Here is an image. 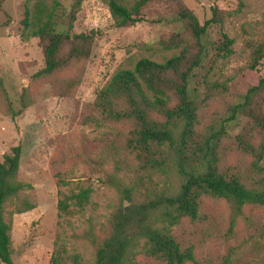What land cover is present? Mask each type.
<instances>
[{
	"label": "trees",
	"instance_id": "obj_1",
	"mask_svg": "<svg viewBox=\"0 0 264 264\" xmlns=\"http://www.w3.org/2000/svg\"><path fill=\"white\" fill-rule=\"evenodd\" d=\"M101 1L114 27L125 28L143 21L145 6L156 0ZM158 1L168 3L173 11L155 22L180 24L171 36L159 39L171 55L161 60L126 59L90 104L89 118L101 130L94 138L99 153L92 161L100 166L110 163V170L103 169L104 182L119 197L93 264H141L136 260L139 255L165 264L192 261L191 248H182L171 231L183 218H198L203 195L230 202L236 212L245 204L264 208V110L254 105L255 97L264 91V78L230 110V118L246 119V128L233 138L229 149L222 143V125L199 130L198 111L212 89L210 69L219 56L231 52L232 39L223 33L214 39L209 29L214 20L200 24L181 0ZM82 2L71 0L65 6L61 0H23L20 38H36L42 53L43 66L34 78H49L89 57L96 32H72ZM252 47L249 69L264 59V37ZM66 79L59 86L63 96L76 83L73 77ZM21 104L22 109L27 106ZM230 149L250 156V164L242 170L225 165ZM20 157L21 146L16 145L0 158V264H16L6 208L10 206L12 213L34 208L21 196L31 186L17 177ZM72 182L58 176L60 219L83 211L91 197L90 186L68 188ZM67 258L65 243L58 237L50 263L63 264ZM71 259L78 264L77 254Z\"/></svg>",
	"mask_w": 264,
	"mask_h": 264
},
{
	"label": "rangeland",
	"instance_id": "obj_2",
	"mask_svg": "<svg viewBox=\"0 0 264 264\" xmlns=\"http://www.w3.org/2000/svg\"><path fill=\"white\" fill-rule=\"evenodd\" d=\"M67 6L71 0H61ZM200 24L214 20L210 34L223 33L232 39L231 52L219 56L208 75L210 97L198 111V126L222 125L223 145L246 128L243 116L230 118L231 108L242 101L246 90L264 78V59L248 68L252 46L264 37V0H181ZM23 0H0V158L13 146H21L17 177L30 184L21 193L34 208L10 216L12 258L16 264H51L54 243L61 238L69 258L63 264H93L95 250L109 230L111 214L119 205L117 192L104 182L111 165L92 160L99 146L94 138L101 132L90 120V104L115 69L126 59L149 56L161 60L171 55L159 45L177 31L179 23H156L169 16L173 7L162 1L148 3L144 20L125 28L113 25L108 7L101 0H83L73 33L94 30L89 57L73 63L49 78H34L43 66L38 40L22 41ZM187 35V34H185ZM73 77L76 83L65 96L60 81ZM21 102L27 106L22 109ZM264 110V91L254 99ZM251 157L227 151L225 165L242 170ZM264 164V155L263 161ZM73 180L92 188L83 211L60 219L57 215V179ZM244 180V179H243ZM198 218H183L171 233L182 248H191L193 260L185 264H264V208L245 204L236 212L222 198L200 197ZM141 264H165L139 255Z\"/></svg>",
	"mask_w": 264,
	"mask_h": 264
}]
</instances>
